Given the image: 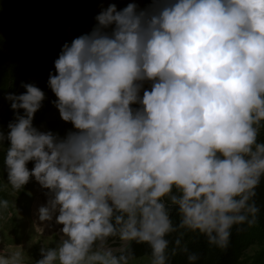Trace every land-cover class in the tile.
Listing matches in <instances>:
<instances>
[{"label": "clouds", "instance_id": "obj_1", "mask_svg": "<svg viewBox=\"0 0 264 264\" xmlns=\"http://www.w3.org/2000/svg\"><path fill=\"white\" fill-rule=\"evenodd\" d=\"M95 20L49 74L73 130L34 127L46 98L34 84L5 97L15 114L0 131L7 182L20 191L35 178L50 193L39 220L63 226L35 264H133L134 244L150 248V264L177 253L195 264L189 234L226 249L260 212L264 0L109 4ZM0 264H23L22 252L4 245Z\"/></svg>", "mask_w": 264, "mask_h": 264}, {"label": "rangeland", "instance_id": "obj_2", "mask_svg": "<svg viewBox=\"0 0 264 264\" xmlns=\"http://www.w3.org/2000/svg\"><path fill=\"white\" fill-rule=\"evenodd\" d=\"M6 1L0 0V7L5 6ZM33 1L23 0V3L38 18V29L33 16L28 12L19 15L0 8V20L3 18L0 24V51L9 72L7 83L10 85L0 96V120L7 114L15 115L11 102L5 99L6 95L24 93L26 89L21 86L22 83L34 84L45 92L46 98L35 113L33 125L45 132L41 119L62 120L53 104L56 97L48 87L49 74L55 72L54 61L65 42L71 43L74 38L92 30L96 24L95 17L109 3L106 0H95V3L94 0H41L40 7ZM121 1L123 0H113L112 4L118 6ZM132 3L139 6L144 3L141 7L144 9L152 5L153 0H133ZM42 48L47 50L48 55L42 53ZM20 75L23 82L17 86ZM149 87V84H145V88ZM2 149L0 145V150ZM41 189L42 186L35 178L16 193L3 185V190L8 195L9 207L0 211V248L7 245L13 251L20 250L23 264H35L41 258L40 249L45 246L54 247L62 235L59 230L63 226L55 223V217L50 222H44V226L39 220L35 207ZM257 222H264L260 213ZM37 225L44 227L42 236L36 230ZM263 256L264 239L253 242L243 251L240 264H264ZM150 260V257L141 256L135 258L133 264H150Z\"/></svg>", "mask_w": 264, "mask_h": 264}, {"label": "trees", "instance_id": "obj_3", "mask_svg": "<svg viewBox=\"0 0 264 264\" xmlns=\"http://www.w3.org/2000/svg\"><path fill=\"white\" fill-rule=\"evenodd\" d=\"M72 1V0H68ZM31 3V2H30ZM33 3L42 7L41 0H34ZM5 6H1L6 10H11L15 14H26L28 12L33 16L34 22L37 23V29L39 27L38 18L34 13L27 10L23 3V0H7L4 3ZM32 5V3H31ZM33 6V5H32ZM3 21V18L0 20V24ZM45 48V47H44ZM42 53L44 55H48L47 50H43ZM9 77V72L7 66L5 64L4 57L1 55L0 51V96L9 88L7 79ZM22 76L20 75V80L16 83L18 86L19 83L23 82L21 80ZM15 82V80L13 81ZM17 91V90H16ZM15 119V115L7 114L0 120V131L7 134L9 131L8 124L9 122ZM42 124L44 125L45 132L52 131L55 134L63 137L70 130H73V125L69 122H65L58 118L42 120ZM260 142H264V129L261 130V133L258 137ZM2 145V150H0V199H7V195L3 192V185H7L12 191L14 190L11 185L7 182V172L4 167V157L7 151L8 142L4 141ZM33 162L28 163V168L30 169L33 166ZM3 181V182H2ZM257 206L260 208V214L264 218V181H262L261 185L257 188V196L255 197ZM242 228L243 230H237V228ZM175 234L169 239H174ZM264 239V222H256L252 227H248L247 225L236 226L232 230V235L230 238V243L226 249H220L215 246H211L208 244L204 237L196 238L191 234L186 235L184 237V241L187 243L189 251L194 252L199 256V259L195 262V264H240V260L242 257L243 251L253 242H259ZM171 247V246H170ZM133 251L135 253V258L146 256L151 258V250L146 244H134ZM264 258V256H263ZM170 264H189L187 260V255L184 253H177L175 256H172L170 259Z\"/></svg>", "mask_w": 264, "mask_h": 264}, {"label": "bare ground", "instance_id": "obj_4", "mask_svg": "<svg viewBox=\"0 0 264 264\" xmlns=\"http://www.w3.org/2000/svg\"><path fill=\"white\" fill-rule=\"evenodd\" d=\"M99 1V0H98ZM133 0H123L119 3V5L117 6V9H122L126 6V4L132 3ZM105 2L112 4L113 0H106ZM95 3V0H94ZM97 3V2H96ZM147 4V3H146ZM144 5V3H142V5H140L139 7L141 8ZM96 10V9H95ZM40 198L38 200V202L36 203V207H35V211L37 214H39V208L43 205H46L48 199H49V190L48 189H44L42 187L41 191H40ZM34 223V222H33ZM41 223V222H40ZM44 222L42 223V226H44ZM60 231V230H59ZM62 234V233H61Z\"/></svg>", "mask_w": 264, "mask_h": 264}]
</instances>
